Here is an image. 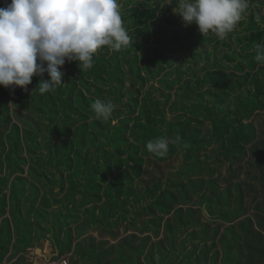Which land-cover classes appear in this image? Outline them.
<instances>
[{"label": "trees", "instance_id": "obj_1", "mask_svg": "<svg viewBox=\"0 0 264 264\" xmlns=\"http://www.w3.org/2000/svg\"><path fill=\"white\" fill-rule=\"evenodd\" d=\"M263 3H249L248 15L224 40L191 34L186 50L180 46L181 67L170 63L171 69L164 63L177 50L165 48L172 37H160L157 52L149 48L156 8L132 6L122 19L128 33L133 27V39L144 36L141 42L120 51L105 46L84 72L67 62L65 83L54 93H39L38 76L27 92L0 86V264H30L28 248L42 239L52 245V259L74 255L69 264H264V64L254 60L264 39ZM212 40L210 49L203 46ZM155 74L160 88L143 93ZM172 96L169 108L181 103L190 116L167 118ZM103 98L123 104L114 110L115 125L112 117L95 118L91 104ZM197 117L211 122L203 136L193 126ZM250 117L258 119L243 122ZM160 137L170 141L162 158L146 148ZM212 142L219 144L210 148L214 167L209 155H200ZM178 154L190 162L177 163ZM219 155L228 160V172L247 168L243 181L220 186ZM242 216L222 230L200 221L231 223ZM122 221L139 233H120ZM197 226L201 233L189 230Z\"/></svg>", "mask_w": 264, "mask_h": 264}, {"label": "clouds", "instance_id": "obj_2", "mask_svg": "<svg viewBox=\"0 0 264 264\" xmlns=\"http://www.w3.org/2000/svg\"><path fill=\"white\" fill-rule=\"evenodd\" d=\"M176 4L173 11L185 27L195 23L203 37L212 33L220 40L235 30L250 6L249 0H176ZM134 42L124 27L118 0H11L0 7V86L27 92L38 76L39 93H54L65 83L62 67L67 62H78L84 72L105 46L120 51ZM255 52L254 60L264 64V39ZM45 73L48 79L43 78ZM115 108L111 100L91 104L95 118L102 121L110 120ZM169 144L160 137L148 141L146 148L162 158Z\"/></svg>", "mask_w": 264, "mask_h": 264}, {"label": "rangeland", "instance_id": "obj_3", "mask_svg": "<svg viewBox=\"0 0 264 264\" xmlns=\"http://www.w3.org/2000/svg\"><path fill=\"white\" fill-rule=\"evenodd\" d=\"M148 2L147 4L143 5V4H139V2ZM255 0H249V3H252L254 2ZM261 1L264 2V0H258L259 3H261ZM11 2V0H0V7H6L7 4H9ZM168 2H171L173 4H166ZM118 3L120 4V12H121V17L126 13V12H129L130 8L132 6H136V7H139V8H149V7H155L156 8V15L155 17L150 21V25L152 27V34H151V37H150V40L149 42H151V46H149V48L151 49V51L153 52H157V43H160L162 42V39L161 38H171L172 37V40L173 42H171V44L169 45H166L165 48H169V47H174V48H177V50L174 52L175 56L173 54H169L167 53L165 56L167 57L168 59V62L167 63H164L165 65V69H168L173 66H180L181 65V61H180V58L179 56H181V54H185L184 51H180V46H183L184 49L186 50V47L187 46V41L190 37L191 34H195L197 37L201 36L202 34L199 32L198 30V27L195 23L191 24V25H188V26H184L183 23L182 24H179L181 18L179 16V14L175 13L173 11V8L174 7H177V4H176V0H118ZM165 4V5H164ZM263 6H264V3L261 4L260 8L263 9ZM161 12H164L165 15H168L170 14V12H174L176 14V19H172L170 20L168 18V20L163 17V15H161ZM249 12H247L245 16L248 15ZM126 24H128V21L126 19H122ZM167 20V21H166ZM238 26H240L238 24ZM132 29L133 27L129 28V34L132 38L133 41L135 42H141L143 37L144 36H139L138 39H133L134 35L132 36ZM211 35H214L212 33H209ZM233 35V34H232ZM175 36V37H174ZM215 36V35H214ZM161 37V38H160ZM228 37V36H227ZM217 40V39H215ZM134 42V43H135ZM214 40L212 41H209V42H205L203 43V46L206 47L207 49H210L213 44H214ZM234 44V43H233ZM148 45V44H147ZM197 46V45H195ZM202 46V47H203ZM199 46L195 47V48H198ZM227 49L225 48L222 52H221V43H219V47H218V51L219 53H223L225 52ZM182 52V53H181ZM219 55H222V54H219ZM143 60V59H141ZM143 63H149V59L148 60H143L142 64ZM170 63H173L175 65L173 66H169ZM153 67H154V64H152ZM168 66V67H167ZM181 67V66H180ZM152 68V66H151ZM163 69V70H165ZM183 69V68H182ZM242 74L240 71H237L236 72V75H240ZM159 78H160V74H155L153 77L149 78L148 81H146V85L145 87L142 89V92H146L148 89H151V86H153V88H157L159 89ZM90 82H92V79L90 78L89 79ZM187 81V80H185ZM129 82L126 81V85H128ZM137 86V85H136ZM135 86V87H136ZM209 85L206 84L205 86H203V88L201 87L200 89H206L208 88ZM95 88H102V89H108V87L106 85H104L103 83H96V86ZM154 90V89H153ZM241 92V89L237 88L236 87V91L235 93H239ZM156 93H158V90H156ZM182 89L181 91H179V94H180V98H182ZM234 93V94H235ZM157 95V94H156ZM154 96V94H153ZM173 96L171 97L170 101L167 103L168 105L165 106L166 108V115H167V118H174L175 116H180L182 114H184V118H187L188 116H190V113L189 112H186V110L184 109H181L180 108V105L181 103L177 104V106L173 105L169 108V104L173 101ZM103 100L105 101V99L103 98ZM184 98H182V102H183ZM116 105V109H121L123 107V104H117L115 103ZM120 107V108H119ZM193 117V116H192ZM179 118V117H177ZM194 119V117H193ZM199 119V120H198ZM258 118L257 117H250V118H245L243 120L244 123L246 122H253L255 123L256 120ZM193 126H197V128L200 130L201 132V136L205 135L206 134V130L209 129L211 127V122L207 119H202L200 117H197V124L195 123V121H193ZM117 123V118H116V115L114 116V112H113V115H112V120H111V124L112 125H115ZM202 123V124H201ZM64 138V137H62ZM129 140H132V137L129 136ZM218 145L217 143L215 142H212L210 144V146L206 147V148H203L200 150V155L203 157L204 155H209V159H208V162L209 164L211 165V167L213 166H217L218 163H215L212 161V156H214L213 152L210 150V148H214V150H218ZM248 144H246L247 146ZM264 149V148H263ZM199 155V157L201 158V156ZM252 156V154H246L245 155V158L244 159H249L250 157ZM151 157V156H150ZM176 157H178V159H176V162L178 163L179 160L180 162L182 163H186V162H190L187 160H185L184 162V159H183V156L181 154H178ZM219 159H223L222 163L219 162V171H220V174H221V178L218 179V183L220 184V186H224V185H229V184H232V183H236V182H241L244 180V170H247V168L244 169V167L242 169H237L236 167H233V172H228L227 171V159H225L223 156L219 155L218 156ZM243 163V162H242ZM262 165L264 166V160L262 161ZM26 169V167H25ZM52 170H55V168L51 167ZM124 169V168H122ZM254 171V169H252ZM122 171V170H121ZM120 170H116L117 173L121 172ZM216 172H214V175L216 176ZM201 177H203L204 179L207 177L205 172H202ZM193 178H195V176H193ZM262 187V186H261ZM59 188V186H56L55 185V191H57ZM233 193L236 194L237 191L233 189ZM244 200H246V204L245 205H248V203L251 201V196L248 194V193H244ZM196 198V196H195ZM234 206L231 205L230 207V210L232 209L233 211L235 210V203L233 202ZM194 205V204H193ZM197 206V204L195 205ZM233 206V207H232ZM198 207V206H197ZM248 208V215H253V213L255 212L254 209L251 207V206H246ZM202 211H204V208L201 207L200 208ZM242 217H240L239 219L229 223V222H223L220 218H210V219H203V218H200V221L202 222H205V220H207V222L210 223V226L213 227L215 225H219L221 230L224 229L225 227L229 226V224H235L236 222H238V220L242 219ZM128 221H122V223L120 224L119 226V230H120V233L122 234H127V233H131V232H135V233H139L137 230H139L137 227L134 226H131L129 227L128 226ZM139 224V222H137V225ZM190 229H194L196 230L197 229V233H201V228L199 226L197 227H190ZM161 232V231H160ZM150 233V232H148ZM94 235H97L95 232L93 233ZM140 236H143L144 234H138ZM162 237V233H160V236L159 238ZM182 237H184V235H182ZM181 237V239H182ZM153 240H157V238H153ZM203 241H200L198 242V247H203L202 245ZM210 241L207 242V244H209ZM37 248L40 249L37 250ZM217 248H219L217 246ZM69 256V262H71V259L74 257V255H72L71 253H67V254H63L62 256L60 257H56L55 259H52V257H54V249L52 247V245L50 244V242L46 239H42L40 240L38 243H36L33 247H30L28 248V253H26V258L28 259L29 263L30 264H51L53 262H57L58 260H60L61 258H63V256ZM49 259V260H48ZM14 261L11 260L8 264H12V262Z\"/></svg>", "mask_w": 264, "mask_h": 264}, {"label": "built area", "instance_id": "obj_4", "mask_svg": "<svg viewBox=\"0 0 264 264\" xmlns=\"http://www.w3.org/2000/svg\"><path fill=\"white\" fill-rule=\"evenodd\" d=\"M51 264H69V258L68 256H63V258H61L60 260H58V262H53Z\"/></svg>", "mask_w": 264, "mask_h": 264}, {"label": "water", "instance_id": "obj_5", "mask_svg": "<svg viewBox=\"0 0 264 264\" xmlns=\"http://www.w3.org/2000/svg\"><path fill=\"white\" fill-rule=\"evenodd\" d=\"M37 250H39V251H40V249H39V248H37Z\"/></svg>", "mask_w": 264, "mask_h": 264}, {"label": "bare ground", "instance_id": "obj_6", "mask_svg": "<svg viewBox=\"0 0 264 264\" xmlns=\"http://www.w3.org/2000/svg\"><path fill=\"white\" fill-rule=\"evenodd\" d=\"M49 260V259H48ZM58 262V261H57ZM48 264V263H47Z\"/></svg>", "mask_w": 264, "mask_h": 264}, {"label": "crops", "instance_id": "obj_7", "mask_svg": "<svg viewBox=\"0 0 264 264\" xmlns=\"http://www.w3.org/2000/svg\"><path fill=\"white\" fill-rule=\"evenodd\" d=\"M68 258H70V257L68 256Z\"/></svg>", "mask_w": 264, "mask_h": 264}]
</instances>
